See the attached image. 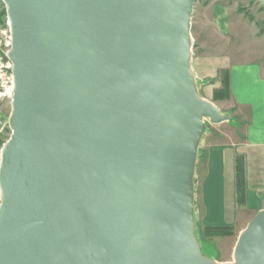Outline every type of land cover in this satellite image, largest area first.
Returning a JSON list of instances; mask_svg holds the SVG:
<instances>
[{
	"label": "water",
	"instance_id": "95a60500",
	"mask_svg": "<svg viewBox=\"0 0 264 264\" xmlns=\"http://www.w3.org/2000/svg\"><path fill=\"white\" fill-rule=\"evenodd\" d=\"M2 1L13 91L0 264H210L192 177L201 117L223 118L194 91L197 0ZM227 264H264V209Z\"/></svg>",
	"mask_w": 264,
	"mask_h": 264
},
{
	"label": "crops",
	"instance_id": "0c3cea01",
	"mask_svg": "<svg viewBox=\"0 0 264 264\" xmlns=\"http://www.w3.org/2000/svg\"><path fill=\"white\" fill-rule=\"evenodd\" d=\"M212 24L219 33L228 32L229 20L223 8L215 7ZM199 48L201 52L194 61L199 78H211L226 68L234 112L239 109L247 112V118L241 119L243 123L239 127L243 131L238 137L220 136L221 131L210 130L200 143L194 178L198 180L195 223L202 236L204 227L247 224L264 209V58L253 59L246 54L239 62L225 64L206 42H201ZM239 162L242 167L240 204ZM212 249L213 255L216 254Z\"/></svg>",
	"mask_w": 264,
	"mask_h": 264
},
{
	"label": "rangeland",
	"instance_id": "374dc122",
	"mask_svg": "<svg viewBox=\"0 0 264 264\" xmlns=\"http://www.w3.org/2000/svg\"><path fill=\"white\" fill-rule=\"evenodd\" d=\"M215 7L218 9L223 8L229 20L227 26L228 32L225 34L219 33L217 27L212 24ZM189 36V68L193 79L195 94L201 100L211 103L223 118L219 123H211L208 118L204 119L201 123V136L198 142L199 144H197L195 148V170L197 166L198 150L204 135L210 130H219L222 132L220 136H224L225 134L229 137L236 138L239 135L238 133L243 131V128L239 127V125L243 123L241 119L245 120V118H247V112L244 109H239L237 112H234L235 108L233 107V102L229 99V90H226L225 81L228 75L226 68L219 70L217 74L211 78H199L194 61L196 56H199V52H201L199 48L200 44L203 41L209 44L215 49V51L213 50L215 54L220 55L225 64L229 62H239L241 56L243 55L245 58L246 54L253 59L257 57L261 59L264 58V8L260 5L258 0H197L193 6L190 18ZM10 42L11 37L6 6L3 1L0 0V60L3 62V65H1L0 62V94H2L0 95V119L3 121V126L0 128V161L2 147L10 138L12 132L9 127V119L12 113V98L11 94H8L5 90L6 87L11 85V81L13 82L12 64L7 57ZM6 44L9 45L7 46ZM194 175L192 177V186L194 189L192 190L193 235L196 234L195 206L196 188L198 186V180L194 178ZM248 223H239L237 226L231 227L223 226L229 229L228 235L225 236L208 237L205 234V229L210 226L203 228V235L201 236L199 234L202 243L207 244L203 241L202 237H204V240L209 243L207 245H211L216 252V254L212 256V259H208L210 264H227L233 261V249L237 238ZM196 245L200 252L201 249L199 245L197 243Z\"/></svg>",
	"mask_w": 264,
	"mask_h": 264
},
{
	"label": "trees",
	"instance_id": "16d2710c",
	"mask_svg": "<svg viewBox=\"0 0 264 264\" xmlns=\"http://www.w3.org/2000/svg\"><path fill=\"white\" fill-rule=\"evenodd\" d=\"M226 90H229V82L228 78L226 76ZM237 181H238V192H239V204L241 203V196H242V190H241V184H242V167L240 165V162L237 163ZM229 229L225 227H209L205 229L206 236H225L228 235Z\"/></svg>",
	"mask_w": 264,
	"mask_h": 264
},
{
	"label": "bare ground",
	"instance_id": "6f19581e",
	"mask_svg": "<svg viewBox=\"0 0 264 264\" xmlns=\"http://www.w3.org/2000/svg\"><path fill=\"white\" fill-rule=\"evenodd\" d=\"M5 90H6V92L8 93V94H11V98H12V91H13V82L11 81V85L9 86V87H6L5 88ZM0 95H2V94H0ZM200 99V98H199ZM201 100V99H200ZM203 101V100H202ZM207 117H204V116H202L201 117V121L203 122V120L204 119H206ZM2 126H3V121L0 119V128H2ZM9 127H10V125H9ZM10 129H11V127H10ZM12 131V130H11ZM199 144V143H198ZM195 165H196V163H195ZM195 170H196V168H195ZM194 170V171H195ZM195 174V172H193V175ZM192 190H194L193 189V186H192ZM195 199V198H194ZM195 230H196V234H194V238H195V242L199 245V247H200V249H201V256L203 257V259L204 260H206V261H208V259H212V256H213V249H212V247L211 246H209V245H207V244H204V243H202V241H201V239H200V235H199V233H198V231H197V229L195 228Z\"/></svg>",
	"mask_w": 264,
	"mask_h": 264
},
{
	"label": "built area",
	"instance_id": "2783aa9c",
	"mask_svg": "<svg viewBox=\"0 0 264 264\" xmlns=\"http://www.w3.org/2000/svg\"><path fill=\"white\" fill-rule=\"evenodd\" d=\"M7 46L9 45V44H6ZM0 59H1V57H0ZM0 62H1V65H3V62L0 60Z\"/></svg>",
	"mask_w": 264,
	"mask_h": 264
}]
</instances>
